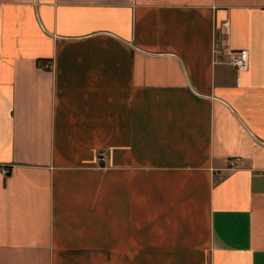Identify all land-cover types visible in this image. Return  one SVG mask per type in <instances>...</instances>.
I'll return each instance as SVG.
<instances>
[{
  "label": "crops",
  "instance_id": "1",
  "mask_svg": "<svg viewBox=\"0 0 264 264\" xmlns=\"http://www.w3.org/2000/svg\"><path fill=\"white\" fill-rule=\"evenodd\" d=\"M0 264H264V0H0Z\"/></svg>",
  "mask_w": 264,
  "mask_h": 264
},
{
  "label": "built area",
  "instance_id": "2",
  "mask_svg": "<svg viewBox=\"0 0 264 264\" xmlns=\"http://www.w3.org/2000/svg\"><path fill=\"white\" fill-rule=\"evenodd\" d=\"M249 62V52L248 50L242 49L231 53L230 63L240 71L246 70L248 68ZM235 166L234 162L231 163Z\"/></svg>",
  "mask_w": 264,
  "mask_h": 264
}]
</instances>
